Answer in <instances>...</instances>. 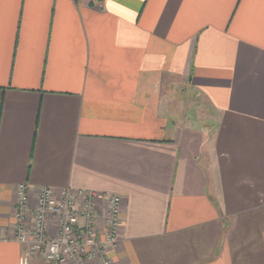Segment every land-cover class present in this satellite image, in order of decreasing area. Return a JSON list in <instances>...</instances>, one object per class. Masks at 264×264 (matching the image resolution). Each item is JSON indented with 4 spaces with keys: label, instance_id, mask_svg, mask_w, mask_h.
<instances>
[{
    "label": "crops",
    "instance_id": "1",
    "mask_svg": "<svg viewBox=\"0 0 264 264\" xmlns=\"http://www.w3.org/2000/svg\"><path fill=\"white\" fill-rule=\"evenodd\" d=\"M22 183L121 195L114 264H264V0H0V264Z\"/></svg>",
    "mask_w": 264,
    "mask_h": 264
},
{
    "label": "built area",
    "instance_id": "2",
    "mask_svg": "<svg viewBox=\"0 0 264 264\" xmlns=\"http://www.w3.org/2000/svg\"><path fill=\"white\" fill-rule=\"evenodd\" d=\"M94 1L102 5L105 0ZM28 191L26 183L17 187L15 239L25 246L19 264H31L33 257L50 264H114L110 254L119 245L123 227L121 195L69 187L57 194L41 187L31 206Z\"/></svg>",
    "mask_w": 264,
    "mask_h": 264
}]
</instances>
